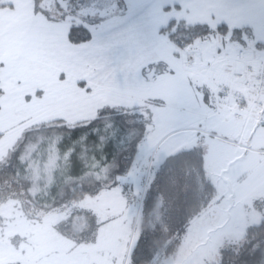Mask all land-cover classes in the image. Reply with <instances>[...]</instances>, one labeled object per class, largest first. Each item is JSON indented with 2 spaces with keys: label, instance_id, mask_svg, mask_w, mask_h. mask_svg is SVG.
I'll use <instances>...</instances> for the list:
<instances>
[{
  "label": "rangeland",
  "instance_id": "rangeland-1",
  "mask_svg": "<svg viewBox=\"0 0 264 264\" xmlns=\"http://www.w3.org/2000/svg\"><path fill=\"white\" fill-rule=\"evenodd\" d=\"M237 2L231 0V7L241 9ZM255 3L242 10L244 17L264 15L261 1ZM50 4L43 0L40 7ZM117 4L121 10L111 16ZM34 7V0H0V166L31 130L57 120L73 127L116 109L144 124V132L131 166L112 187L45 212L12 199L2 204L0 264H132L142 197L169 156L196 147L203 151L216 195L191 219L173 250L153 264H221L222 252L237 248L264 219V147L251 142V127L244 131L248 118L236 115L233 106L217 108V65L222 64L217 55H232L233 45H240L235 61H241L242 76L248 64H261L246 59L252 57L249 44L264 38L247 32L246 43L243 32L244 44L236 31L215 33L183 48L171 34L180 23L215 31L221 11L216 0H128V8L123 0H111L105 5L108 24L125 37L119 75L112 71L93 78L75 62L87 45L70 43L67 23H50L34 14ZM221 18L234 28L243 22L227 14ZM217 111L225 115L219 126ZM78 211L94 215L90 242H77L57 229Z\"/></svg>",
  "mask_w": 264,
  "mask_h": 264
},
{
  "label": "trees",
  "instance_id": "trees-1",
  "mask_svg": "<svg viewBox=\"0 0 264 264\" xmlns=\"http://www.w3.org/2000/svg\"><path fill=\"white\" fill-rule=\"evenodd\" d=\"M227 32L224 27L214 31L206 25L180 23L171 37L186 48ZM235 37L241 41L243 32L236 31ZM55 122L31 130L11 159L0 166V206L12 199L45 212L112 187L116 177L131 166L144 132V124L129 121L125 111L116 109L73 127ZM215 195L201 148L169 156L142 197L141 232L131 251L132 264H153L172 251L191 219ZM57 229L77 242H90L95 237V218L91 212L78 211ZM221 262L264 264V219L248 230L237 248L224 250Z\"/></svg>",
  "mask_w": 264,
  "mask_h": 264
},
{
  "label": "snow or ice",
  "instance_id": "snow-or-ice-1",
  "mask_svg": "<svg viewBox=\"0 0 264 264\" xmlns=\"http://www.w3.org/2000/svg\"><path fill=\"white\" fill-rule=\"evenodd\" d=\"M216 2L221 9L216 16L218 20L216 31L224 27L229 33L245 32L246 43L247 32H254L257 36L264 38V16L244 17L242 9L231 7V0H216ZM42 3L43 0H34V14L43 16L50 23H67L69 42H78V46L79 44L87 45L76 54L75 62L78 66L86 71L90 70L93 78L112 71L119 75L120 57L125 37L123 31L108 24L110 14L105 5H109L111 0H51L47 8L40 7ZM123 5L128 8V0H123ZM52 6L55 7V15L52 13ZM120 10L121 6L117 4L111 16H115ZM223 14L243 21L241 26L234 28L221 18ZM261 42L262 39L253 41L255 46H259Z\"/></svg>",
  "mask_w": 264,
  "mask_h": 264
},
{
  "label": "crops",
  "instance_id": "crops-1",
  "mask_svg": "<svg viewBox=\"0 0 264 264\" xmlns=\"http://www.w3.org/2000/svg\"><path fill=\"white\" fill-rule=\"evenodd\" d=\"M235 1L237 2V0H235ZM255 1H257V0H238L237 4H239L241 9L244 11L245 9H249L247 7H250L253 2L255 3ZM260 1H261V6H264V0H263V2H262V0H260ZM235 5H236V3H235ZM260 13L262 14V16H264L263 12H260ZM238 25H239V27L241 26V24H238ZM252 36H254V35H252ZM242 41H243V39L241 40V42ZM244 44H245V42H244ZM234 45H236L237 47ZM234 45H233L234 53L232 55L227 54V55H224V57H222V58H220L219 55H217V60L222 62V64L220 66L217 65V75H218V77H220V80L217 84V93L219 94V96H221L219 93V86L225 81L226 78H228V80L232 79L233 82L231 80H229L228 81L229 84H234L236 86L242 85L244 83V79L250 80L253 83V78L250 75H247L245 73V69H244V71H242V73H245V74H242V76L238 75L239 69H242V64H241V61H235V60H237V59H235V56H237L236 53L240 49V45H238V44H234ZM249 46H250V48L251 47L252 48H251V50H249V52H247V54L251 55L252 57L249 59H246V60L251 62L252 60L259 59L261 61V63H263V65H264V42L262 41L259 44V46H255L253 41H252V43H250ZM236 49H237V51H236ZM239 53H238V58H239ZM217 54H218V51H217ZM240 55H241V53H240ZM261 56L263 58H261ZM219 68H220V70H219ZM225 74H227L228 76L227 75L224 76ZM246 75H247V77H246ZM233 78H235V80H233ZM251 94H253V92ZM255 95H254V97H255ZM256 98H257L258 103H260V102L262 103L263 109L260 110L258 105H257V107L252 108L254 101H251L253 99V96L251 95L249 97V100H248V102H249L248 105H249L250 109H249V112H247V114L244 116V117L249 119L245 123L246 126L244 125V129H245L244 131L246 132L247 127H248V129H249V127H251V129L254 130L253 135H251L252 136L250 139L251 142H253L256 146L264 147V90L262 91V95H259V97H256ZM217 101H218L217 102V108L220 110H221V108H222V110L224 109L222 106L223 104H226L227 107L232 106V104H230V103L228 104L229 101H227L226 99H223L222 96L219 98L217 97ZM253 109H257V110H253ZM252 113L256 114V115L260 114V118H259L260 120L258 122H256V120H250V116ZM224 116L225 115H223V113H218V111H217V118L220 117L218 122H217V126H219V122L222 119H225ZM242 128H243V125L240 128H238L236 126L237 130L242 129Z\"/></svg>",
  "mask_w": 264,
  "mask_h": 264
},
{
  "label": "built area",
  "instance_id": "built-area-1",
  "mask_svg": "<svg viewBox=\"0 0 264 264\" xmlns=\"http://www.w3.org/2000/svg\"><path fill=\"white\" fill-rule=\"evenodd\" d=\"M242 56V55H241ZM192 64L191 60L187 61V65ZM246 73L254 79V83L246 81L242 85L223 84L219 87L222 96L232 102L234 111L238 116H245L248 110V97L250 91L254 90L256 93H260L262 87V81L264 83V66L260 63L249 64L246 67ZM242 86V87H241Z\"/></svg>",
  "mask_w": 264,
  "mask_h": 264
}]
</instances>
